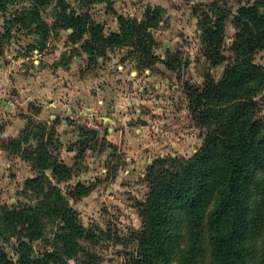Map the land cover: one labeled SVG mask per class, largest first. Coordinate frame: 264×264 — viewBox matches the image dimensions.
Masks as SVG:
<instances>
[{
  "label": "rangeland",
  "instance_id": "rangeland-1",
  "mask_svg": "<svg viewBox=\"0 0 264 264\" xmlns=\"http://www.w3.org/2000/svg\"><path fill=\"white\" fill-rule=\"evenodd\" d=\"M109 1L82 6L69 0L75 13L87 14L89 21L80 24L86 33L77 42L70 37L73 30L56 27V3L41 9V29L17 22L23 9H30V0L0 10V204L35 207L45 193L27 186V180L45 175L76 210L81 225L99 235L109 233L96 245L84 242L99 259L94 264H126L140 255L133 234L143 227L138 203L149 192V166L161 158L187 161L205 144L207 128L194 119L185 84L201 87L208 74L221 80L228 61L212 66L202 48L196 12L205 9L197 6L213 0ZM227 1L235 13L237 0ZM150 10L160 11L151 22L152 53L160 59L177 57V71L161 62L152 69L143 66L132 47L104 49L90 33H120L119 18L142 22ZM225 27V55L233 57V15ZM255 63L264 67V49ZM257 102L264 120V91ZM54 161L70 170L61 180L43 166ZM79 184L88 194L81 190L74 197ZM48 239H53L49 231ZM47 241L37 240L36 250ZM0 245L18 260L16 238L5 242L0 236ZM79 257L88 264L87 257Z\"/></svg>",
  "mask_w": 264,
  "mask_h": 264
},
{
  "label": "trees",
  "instance_id": "trees-1",
  "mask_svg": "<svg viewBox=\"0 0 264 264\" xmlns=\"http://www.w3.org/2000/svg\"><path fill=\"white\" fill-rule=\"evenodd\" d=\"M15 1L0 0V10L7 11ZM30 1V9L17 17L25 29H41L45 25L41 9L56 3V27L73 30L74 42L86 33V25L80 24H89L87 14L77 15L69 0ZM72 1L82 6L110 2ZM237 2L235 13L227 0L197 6L205 9L196 14H200L207 61L212 66L228 64L219 81L208 74L201 87L185 84L194 119L207 128L205 144L187 161L161 158L149 166L145 178L149 192L138 203L143 227L133 234L140 255L131 256L126 264H264V120L257 102L264 91V67L255 63L256 54L264 49V0ZM159 15L160 11L150 10L142 22L121 17V32L109 37L90 33L103 42L104 49L132 47L143 66L152 69L161 62L177 71L181 66L177 57L160 59L152 53L151 22ZM232 15L237 33L230 49L233 57H226L225 24ZM37 157L43 159L44 153ZM48 165L60 180L70 171L56 161L43 166ZM27 186L45 194L35 207L0 204V236L5 242L18 240V260H12L0 245V264H71V259L87 264L79 260L80 254L88 264L97 262L84 242L96 245L109 233L99 235L81 225L76 210L45 175L28 179ZM81 190L88 194V188L79 184L72 195L81 196ZM37 240L48 243L36 250ZM116 240L122 242L118 236Z\"/></svg>",
  "mask_w": 264,
  "mask_h": 264
}]
</instances>
